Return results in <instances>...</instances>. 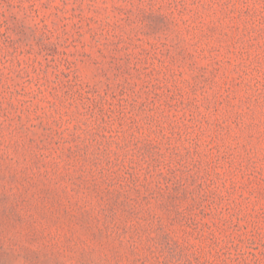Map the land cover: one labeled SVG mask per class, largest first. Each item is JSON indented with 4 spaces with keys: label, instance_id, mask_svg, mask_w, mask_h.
<instances>
[{
    "label": "rangeland",
    "instance_id": "obj_1",
    "mask_svg": "<svg viewBox=\"0 0 264 264\" xmlns=\"http://www.w3.org/2000/svg\"><path fill=\"white\" fill-rule=\"evenodd\" d=\"M0 264H264V0H0Z\"/></svg>",
    "mask_w": 264,
    "mask_h": 264
}]
</instances>
